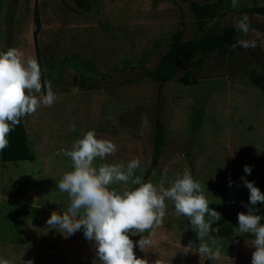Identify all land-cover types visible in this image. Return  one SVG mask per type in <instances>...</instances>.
Returning <instances> with one entry per match:
<instances>
[{
	"label": "rangeland",
	"instance_id": "374dc122",
	"mask_svg": "<svg viewBox=\"0 0 264 264\" xmlns=\"http://www.w3.org/2000/svg\"><path fill=\"white\" fill-rule=\"evenodd\" d=\"M34 2L40 21L37 57L31 38ZM209 2L205 28L234 25L247 14L255 31L240 38L255 39L257 47L237 44L224 53H208L199 69L183 64L173 78L156 83L144 70L174 40L200 34L187 1L86 0L87 8L80 9L73 0H0V51L19 48L39 61L44 89L37 95H46L48 84L56 94L50 107L22 118L33 159H0V258L10 264L96 260L94 242L82 229L65 237L47 228L51 213H63L69 204L57 189L72 170L62 150H71L75 140L94 130L97 138L118 146L103 162L126 166L139 157L132 179L167 188L188 169L205 186L209 207L221 213L213 227L223 226L230 234L210 233L221 248L219 260L200 257L190 222L177 216L168 200L163 224L143 234L151 246L134 248L138 258L148 264H251L254 237L239 233L237 217L248 212L244 179L264 193V93L246 76L248 69L264 71V16L247 9L264 0H239L236 8L231 0ZM155 117L163 126L164 146L152 163ZM245 165L251 174L244 172ZM113 187L123 192L138 185ZM255 207L264 216V204ZM130 238L136 242L141 236Z\"/></svg>",
	"mask_w": 264,
	"mask_h": 264
},
{
	"label": "clouds",
	"instance_id": "9594fccd",
	"mask_svg": "<svg viewBox=\"0 0 264 264\" xmlns=\"http://www.w3.org/2000/svg\"><path fill=\"white\" fill-rule=\"evenodd\" d=\"M239 0H231L236 8ZM234 28L247 36L251 20L247 14L238 17ZM237 44L245 49L257 47L255 39L238 38ZM42 70L38 61L25 57L19 48L0 51V152L9 146V135L21 123V119L33 115L41 107H50L56 100L51 85L46 95L42 93ZM72 131L76 125H70ZM118 146L111 140L97 138L94 130L87 131L82 138L74 141L71 150H62L70 157L72 170L66 171L57 182V189L69 198L67 209L53 211L47 220L49 230L59 231L65 237L83 230L86 239L94 242L95 256L99 264H148L138 258L134 248L141 251L150 247L152 241L143 234L160 227L167 214L166 201L174 204L175 214L184 216L190 222L198 240V254L209 260H219L221 248L214 237L219 226L213 224L221 219V213L210 208L211 202L205 196V186L193 178L188 169L177 174L169 187L142 182L139 176L132 179L140 166L139 157L125 164L103 162L115 155ZM97 159L102 161L96 164ZM252 168L245 165L244 172L251 174ZM242 179H244L242 177ZM138 185L134 189L118 192L117 184ZM232 181L229 182L231 186ZM249 190L248 212L238 213V231L254 237L251 264H264V216L258 215L257 203L264 204V193L254 182L244 179ZM140 235L134 242L130 237ZM193 244L189 242V248ZM96 260L93 264H96ZM0 264H10L0 258ZM24 264H33L32 260ZM160 264V261H156Z\"/></svg>",
	"mask_w": 264,
	"mask_h": 264
},
{
	"label": "trees",
	"instance_id": "16d2710c",
	"mask_svg": "<svg viewBox=\"0 0 264 264\" xmlns=\"http://www.w3.org/2000/svg\"><path fill=\"white\" fill-rule=\"evenodd\" d=\"M73 1L76 7L80 9L87 8L86 0ZM182 1L188 2L189 8L195 20L196 28L200 31V34L183 40L176 39L167 46L163 53L158 57L154 66L151 69L144 70V74L148 76L153 82L163 83L170 80L174 77L177 70L183 64L191 65L194 68L199 69L203 63V56L211 52H226L228 47H235L237 45V39L241 36V34L236 31L233 25L222 28H205L204 18L210 16L211 14V3L209 0H204V3H199L195 0ZM247 10L252 13L264 16V4L252 5ZM32 21L34 28L31 32V38L37 57V32L40 27V21L36 2H34L32 8ZM255 27L256 25L251 24V28ZM246 76L252 85L264 93V71L257 72L255 69H248L246 71ZM182 78H188V73L185 72V74L182 75ZM8 139L9 146L3 152H0L1 161L6 162L33 159L34 156L28 146V139L22 119L21 123L15 127L13 132L10 133ZM163 146V126L158 117H155L152 133V163H156L158 161L162 153ZM218 234L226 235L228 238H230L229 231L223 226L219 227ZM246 235L249 236L250 234ZM242 236L243 235H238V237Z\"/></svg>",
	"mask_w": 264,
	"mask_h": 264
}]
</instances>
